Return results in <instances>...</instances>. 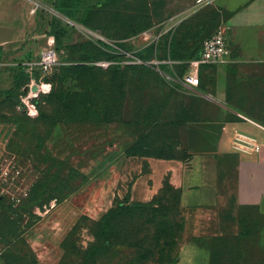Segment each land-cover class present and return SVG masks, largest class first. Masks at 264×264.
Listing matches in <instances>:
<instances>
[{"label":"rangeland","instance_id":"rangeland-1","mask_svg":"<svg viewBox=\"0 0 264 264\" xmlns=\"http://www.w3.org/2000/svg\"><path fill=\"white\" fill-rule=\"evenodd\" d=\"M241 1L47 5L56 64L0 71V263L264 264L256 210L236 204L231 181L204 205L182 185L186 122L217 119L221 105L226 121L261 113L262 65L226 25ZM218 28L226 65L200 69L195 90L176 86L169 59L189 62ZM216 87L224 102L210 100Z\"/></svg>","mask_w":264,"mask_h":264},{"label":"crops","instance_id":"crops-1","mask_svg":"<svg viewBox=\"0 0 264 264\" xmlns=\"http://www.w3.org/2000/svg\"><path fill=\"white\" fill-rule=\"evenodd\" d=\"M54 0H0V71L2 67L36 61L53 51L54 37L50 34V16L46 7ZM263 0H242L241 10L231 15L226 25L236 32L243 43L242 55L248 64H261V113L256 117L224 120L230 107L221 105L214 120L186 122L184 125L185 163L183 189L188 194L197 190L194 204L216 201L220 182L231 181L233 199L238 206L256 210L258 232L252 256L264 262V3ZM262 3V4H261ZM261 4V5H259ZM210 69V68H207ZM218 70L219 68H213ZM214 102H224L225 93L216 87ZM222 100V101H221ZM232 112V111H231ZM221 117V118H220ZM247 140L260 145L258 152L244 147ZM233 161V178H221L222 159ZM193 195V194H192ZM193 204V203H192ZM2 264V263H0Z\"/></svg>","mask_w":264,"mask_h":264},{"label":"built area","instance_id":"built-area-1","mask_svg":"<svg viewBox=\"0 0 264 264\" xmlns=\"http://www.w3.org/2000/svg\"><path fill=\"white\" fill-rule=\"evenodd\" d=\"M230 56V49L225 28H218L212 35L203 40L198 58L188 62V71L180 78L174 73L169 75V80L175 85L195 90L198 87V75L201 68H219L226 65ZM169 68L172 70L174 66L181 64L169 60ZM56 64L55 52L49 51L43 53L36 61H29L20 64L25 72L38 69L42 72L50 71L51 67ZM158 71V70H157ZM31 87V86H30ZM26 106L27 115L30 116L34 106L24 104ZM240 144L244 147H250L254 152H258L260 145H253L250 141L242 140Z\"/></svg>","mask_w":264,"mask_h":264},{"label":"trees","instance_id":"trees-1","mask_svg":"<svg viewBox=\"0 0 264 264\" xmlns=\"http://www.w3.org/2000/svg\"><path fill=\"white\" fill-rule=\"evenodd\" d=\"M62 8V7H61ZM50 34L54 37V41H56V39H57V37H58V33L57 32H55L54 30H53V26H52V23L50 22ZM206 39V38H205ZM203 42V41H202ZM201 46H202V44H201ZM200 50H201V47H200ZM200 50H199V52H198V54L196 55V56H194L192 59H196V58H198V56H199V53H200ZM170 60V59H169ZM170 61H174V62H178V61H176V60H170ZM181 64H179V65H177V66H174L173 67V69L171 70V72L174 70H176V69H179V68H181L182 70L179 72V73H174L177 77H181L186 71H184V69H186V68H188V62H185V64L183 63V62H180ZM17 68H19V69H22L21 67H20V64L19 65H17L16 66ZM175 68V69H174ZM201 69H205V68H201ZM177 86V85H176Z\"/></svg>","mask_w":264,"mask_h":264},{"label":"water","instance_id":"water-1","mask_svg":"<svg viewBox=\"0 0 264 264\" xmlns=\"http://www.w3.org/2000/svg\"><path fill=\"white\" fill-rule=\"evenodd\" d=\"M37 90V88H33V92H35Z\"/></svg>","mask_w":264,"mask_h":264}]
</instances>
